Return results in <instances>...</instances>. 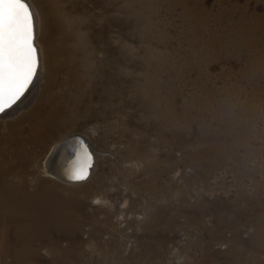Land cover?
<instances>
[{
  "label": "rangeland",
  "instance_id": "obj_1",
  "mask_svg": "<svg viewBox=\"0 0 264 264\" xmlns=\"http://www.w3.org/2000/svg\"><path fill=\"white\" fill-rule=\"evenodd\" d=\"M53 4L59 53L44 48L39 93L0 117V184L24 164L45 193L0 195V212L34 207L45 222L63 208L64 226L6 227L0 264H264V0ZM75 136L92 146L90 178L48 176L55 142Z\"/></svg>",
  "mask_w": 264,
  "mask_h": 264
},
{
  "label": "bare ground",
  "instance_id": "obj_2",
  "mask_svg": "<svg viewBox=\"0 0 264 264\" xmlns=\"http://www.w3.org/2000/svg\"><path fill=\"white\" fill-rule=\"evenodd\" d=\"M29 6H30V9L32 10L33 12V23H34V32H35V37H34V43L37 47V50H38V54H39V68H38V71H37V74L35 76V78L33 79V82L29 85L28 89L25 91V93L23 94V96L20 97L19 100L16 101L15 104H13L11 107L7 108L3 113H0V117H5L7 115V113H15V111H17L15 108L17 106V104L19 102H21V100L23 98H25L26 96H28L27 94L33 89H37L38 90V93L40 91V88L42 86V82H40V76L41 74H43V68H44V62H43V58H44V48L46 49V52H47V59H51L52 57L56 56L57 53H59L58 51V48L56 46V44H54L52 41H50V32L52 34V31H51V28L47 27V24H48V20L50 21L51 19V16L53 15V17L55 16V23L57 24L58 23V17H57V5H54L53 2H55V0H27ZM36 2V3H35ZM62 2V1H61ZM67 2V1H66ZM64 6V5H63ZM68 6V5H67ZM59 7V6H58ZM67 8V7H66ZM61 11V10H60ZM71 12V11H70ZM63 13V12H62ZM60 15V14H59ZM71 14H69L70 16ZM72 18V17H71ZM53 19V18H52ZM67 19V18H66ZM61 21V20H60ZM64 21V20H63ZM65 22V21H64ZM72 22V20H71ZM68 24V23H67ZM70 24V23H69ZM59 25V24H58ZM72 25V24H71ZM51 26V25H50ZM54 26V25H52ZM64 29V28H63ZM60 30V29H59ZM72 30V28H71ZM55 32V31H53ZM69 32V31H68ZM73 33V32H72ZM55 34V33H54ZM47 38V41L45 42V39ZM77 40V39H76ZM74 41V40H73ZM55 42V41H54ZM63 43V42H62ZM60 45V44H59ZM61 47V46H60ZM69 49V48H68ZM66 53V52H65ZM75 53V52H74ZM73 53V54H74ZM59 55V54H58ZM61 55V54H60ZM69 55V54H68ZM62 56V55H61ZM64 57V56H63ZM74 57V56H73ZM59 58V57H58ZM57 58V59H58ZM45 60V59H44ZM61 60V59H60ZM64 60V59H63ZM73 62V61H72ZM51 63V62H50ZM54 64V63H53ZM57 64V63H56ZM73 64V63H72ZM54 68V67H53ZM52 68V69H53ZM60 68V67H59ZM58 69V68H57ZM60 70V69H59ZM53 71V70H51ZM75 74V73H74ZM52 77H53V72H50V76H49V79L45 82L46 83V86L48 84H50L51 80H52ZM75 77V76H74ZM55 78V77H54ZM57 79V78H56ZM55 83V82H54ZM55 85V84H54ZM44 87V85H43ZM51 87V86H50ZM53 88V87H52ZM77 88V87H76ZM75 88V89H76ZM50 90V89H49ZM54 90V89H53ZM52 90V91H53ZM43 91V90H42ZM45 92V91H44ZM77 92V91H76ZM79 93V92H78ZM53 95V93H52ZM55 95V94H54ZM51 96V95H50ZM78 96V95H77ZM41 97V96H40ZM46 97V96H45ZM48 97V96H47ZM74 97V96H73ZM39 98V97H38ZM77 98V97H76ZM80 99V98H79ZM46 100V99H45ZM76 100V99H75ZM35 102V100H34ZM48 102V101H47ZM44 103V102H43ZM78 103V102H76ZM35 104V103H34ZM33 104V105H34ZM37 104V103H36ZM42 105V104H41ZM73 105H76V104H73ZM37 107V106H36ZM41 107V106H40ZM63 107V106H62ZM75 107V106H74ZM60 108V107H59ZM73 108V107H72ZM36 109V108H33V110ZM66 109V108H65ZM39 110V109H38ZM58 110V109H57ZM61 110V109H60ZM62 111V110H61ZM60 111V112H61ZM66 111V110H64ZM32 112V111H31ZM32 114V113H31ZM53 114V113H52ZM51 115V114H50ZM60 115V114H59ZM40 116V115H39ZM63 116V115H61ZM69 116V115H68ZM18 117V116H17ZM17 117L15 119H17ZM48 117V116H47ZM57 117V116H56ZM20 117H18L19 119ZM44 118V117H42ZM15 119H13L15 121ZM54 119V118H52ZM56 119V118H55ZM54 119V120H55ZM60 119V118H59ZM26 120V119H25ZM48 120V119H47ZM60 122V121H59ZM62 122V121H61ZM52 123V122H50ZM55 123V122H54ZM17 125V124H16ZM31 125V124H30ZM55 125V124H54ZM49 126V125H48ZM59 126V125H57ZM7 127V126H6ZM40 127V126H38ZM42 127V126H41ZM40 127V128H41ZM61 127V126H60ZM59 127V128H60ZM48 128V127H46ZM51 128H53L51 126ZM33 129V128H32ZM36 129V128H35ZM57 129V128H56ZM44 130V129H43ZM46 130V129H45ZM53 130V129H52ZM21 131V130H20ZM19 131V132H20ZM34 131V130H33ZM27 133V132H26ZM38 133V132H37ZM13 134V133H12ZM49 133H48V130H47V133H43L39 136V141L43 142L47 139ZM51 135V134H50ZM23 139V138H22ZM33 143V142H32ZM35 145V144H34ZM41 146V145H40ZM54 146V144H53ZM18 148V147H17ZM52 148V146H51ZM81 147H79L78 145V139L75 138V137H71V138H66L64 141L62 142H59V143H56L55 142V146L51 149V151L49 152V154L46 156V158L44 159V171L45 173L50 176V177H54L56 179H59V180H63L64 182H67V183H83L85 181H87L92 172H93V168L95 166V155H94V165H93V168L90 170V174L89 176L85 179V180H82V181H72V180H69L68 179V176H70V171H71V167L74 166L75 162V168H74V172H76L77 170L81 169L82 167H85L84 166V163H83V157L81 156L80 157V160H78L77 162V158L74 156L76 151H79ZM44 149V147H43ZM7 150V149H6ZM30 150V149H29ZM83 149L80 150V152H82ZM26 153V152H25ZM1 154V153H0ZM28 154V153H27ZM32 154V153H31ZM79 154V153H78ZM81 154V153H80ZM12 155V154H11ZM17 155V154H16ZM26 155V154H25ZM19 156V155H18ZM28 157V156H27ZM15 158V156H14ZM6 159V158H5ZM9 159V158H7ZM25 160V159H24ZM3 161V160H2ZM6 161V160H5ZM9 162V161H8ZM27 165H34L35 163L37 164V159L35 157H30L27 159ZM15 165V164H13ZM17 165V164H16ZM20 166V170H18V173H15L14 172V168L13 170L9 171V174L11 176H9L8 178V181L7 183L5 184H0V195L2 197H4L5 199L8 197V196H11V197H17L19 196L20 197H25V198H28V199H34L36 197H39V195H43L45 193V191H40L39 190V187L37 186V188L35 190H30L29 189V184H30V181L33 180V177L31 175L32 172H30L29 174V170L28 171H25L24 170V164L22 165H18ZM3 167V166H1ZM11 168V167H10ZM33 168V167H32ZM36 169V168H35ZM9 170V169H8ZM37 170V169H36ZM38 172V171H37ZM2 175V173H0ZM7 174V173H6ZM0 175V176H1ZM38 175V173H37ZM4 175H2L3 177ZM6 177V175H5ZM3 177V178H5ZM7 178V177H6ZM13 178V179H12ZM7 180V179H6ZM46 180V179H45ZM35 181V180H34ZM2 182V181H1ZM5 182V181H3ZM2 182V183H3ZM14 184H13V183ZM36 182V181H35ZM39 183H44L45 185L47 184V181H43L42 179V182H39ZM38 183V184H39ZM33 185V184H32ZM35 185V184H34ZM36 186V185H35ZM41 187H46L47 188V192L46 194L48 195V197L50 198L51 196H55V197H58L59 191L58 189H56L55 187H57L55 185L52 184L50 187H48V184L47 186H41ZM44 190V189H43ZM42 192V193H41ZM44 197V196H43ZM24 198V199H25ZM4 199V200H5ZM9 199V198H8ZM21 199V198H20ZM59 199V198H58ZM1 200V199H0ZM39 200V199H38ZM46 200V199H45ZM2 201V200H1ZM12 201V200H11ZM16 201V200H15ZM19 201V200H18ZM31 201V200H30ZM61 201V200H59ZM10 202V201H9ZM23 202V201H22ZM4 203V202H3ZM28 203V202H27ZM36 203V202H35ZM38 203V202H37ZM46 203V202H45ZM1 204V203H0ZM10 205V204H9ZM17 205V204H16ZM24 206V205H23ZM59 206V205H58ZM8 207V206H7ZM41 207V206H40ZM45 207V205H44ZM47 207V206H46ZM28 208V207H27ZM54 208V206H53ZM61 208V207H60ZM24 209V208H22ZM59 209V208H58ZM50 210V212L52 213V215H56L57 219H54V218H50V215H47V221L43 222L44 220H42V218L44 219V216L43 214H41L40 211H38L39 209H35L34 207L31 208V211L28 209V211H24V210H18V212L15 211L14 207L10 206L9 208H1V216L2 217H9V223H5V225L3 226H0V231L2 233V236L3 234L5 233V228L9 227V228H13V230H15V232H17L18 234L19 233H23L24 231H26V229H29V228H42V227H45V228H48L49 226H54V225H61L63 223H61V216L59 215V211L63 208H61L60 210ZM26 210V209H25ZM43 212V211H42ZM16 213H21V214H25L27 215V219L26 221H24L23 223L21 224H15L17 220H19L20 217H24L23 215L21 214H16ZM49 213V212H48ZM29 214V215H28ZM60 216V218H59ZM64 219V218H63ZM28 220V221H27ZM68 220V219H67ZM65 221V220H64ZM69 221V220H68ZM71 221V220H70ZM4 222V221H3ZM69 223V222H68ZM66 225V224H65ZM68 225V224H67ZM66 225V226H67ZM61 226H64V225H61ZM72 226V224H71ZM56 227V226H55ZM8 228V229H9ZM58 228V227H56ZM64 228V227H63ZM40 230V229H39ZM69 230V229H68ZM66 230V232L68 231ZM8 231V230H7ZM12 232V230L10 229L8 232ZM44 231V230H43ZM14 232V231H13ZM26 233V232H25ZM44 233V232H43ZM46 233V232H45ZM31 234V233H30ZM29 234V235H30ZM35 234H32L31 237H28L27 235V238L25 239L26 241V244L27 246H31L32 242H33V239L36 238L35 237ZM48 235V234H47ZM16 236V235H15ZM23 236V235H22ZM17 237V236H16ZM1 238V237H0ZM47 238V237H46ZM9 239V238H8ZM20 240V239H19ZM36 241V240H35ZM10 243V242H9ZM12 243V242H11ZM10 243V245H11ZM19 243V242H18ZM23 243V242H22ZM34 243V242H33ZM24 244V243H23ZM9 245V246H10ZM13 246V245H11ZM15 246V245H14ZM22 246V245H20ZM23 247V246H22ZM26 247V246H25ZM3 248V247H2ZM9 248V247H8ZM15 248V247H14ZM20 248V247H19ZM22 250V249H21ZM27 250V249H26ZM25 250V251H26ZM30 250V249H29ZM19 251V250H18ZM32 251V250H31ZM36 251V250H35ZM37 252V251H36ZM8 252H5L4 254L6 255ZM22 253V251H21ZM33 253V252H31ZM11 254V253H10ZM27 254V253H26ZM8 255V254H7ZM20 255V254H19ZM24 255V254H23ZM9 256V255H8ZM13 257V256H12ZM21 257V256H20ZM23 257V256H22ZM28 257V256H27ZM16 258V257H15ZM2 259V258H1ZM19 259V258H18ZM31 259V258H30ZM26 260V259H25ZM22 261V260H21ZM20 261V262H21ZM29 262V261H28Z\"/></svg>",
  "mask_w": 264,
  "mask_h": 264
},
{
  "label": "snow or ice",
  "instance_id": "obj_3",
  "mask_svg": "<svg viewBox=\"0 0 264 264\" xmlns=\"http://www.w3.org/2000/svg\"><path fill=\"white\" fill-rule=\"evenodd\" d=\"M34 37L27 0H0V113L23 96L37 74L40 61ZM86 178L87 166L71 177L74 181Z\"/></svg>",
  "mask_w": 264,
  "mask_h": 264
},
{
  "label": "water",
  "instance_id": "obj_4",
  "mask_svg": "<svg viewBox=\"0 0 264 264\" xmlns=\"http://www.w3.org/2000/svg\"><path fill=\"white\" fill-rule=\"evenodd\" d=\"M75 138L78 139V145L79 147H81L80 150L83 149V151L82 152H80V150L76 151L74 156L77 158V162L78 160H80L81 156L83 157L84 166H87V177H88L90 174V170L93 168L94 165V152L90 143L83 136H75ZM75 164L74 166L71 167L70 176H68V179L72 181H74L73 179H71V177L75 173L74 172Z\"/></svg>",
  "mask_w": 264,
  "mask_h": 264
}]
</instances>
